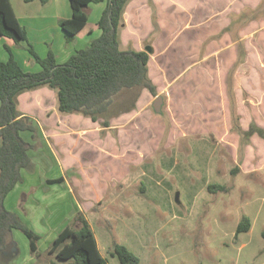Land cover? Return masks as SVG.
Wrapping results in <instances>:
<instances>
[{
  "label": "rangeland",
  "instance_id": "obj_1",
  "mask_svg": "<svg viewBox=\"0 0 264 264\" xmlns=\"http://www.w3.org/2000/svg\"><path fill=\"white\" fill-rule=\"evenodd\" d=\"M174 1L180 4L179 10L176 15L167 17L172 18L173 24L181 25V39H188L190 43L182 46L180 54L179 46L171 44L168 38L158 42L155 37L160 32V22L156 11L157 25H154L152 15L154 33L144 44L146 48L151 47L152 60L160 74L153 81L157 85V97L164 99L162 113H155L153 103L157 97L151 94L137 102L144 105L142 113L146 120L154 124L149 134L150 138L157 137L156 144L153 143L149 151L141 149L140 158L129 152L133 142L129 138L124 147L116 144L122 150L116 161L113 148L98 149L103 154L101 157L92 150L86 153L87 182H94L103 197L96 210L110 204L108 208L112 211L114 206L111 205L122 185L134 183L131 188L137 194L132 196L135 198L132 205L125 207L131 214L123 211L101 218L104 225L93 223L97 237L103 245H109L108 253L102 249L108 264H121L116 256H111L110 248L114 244L128 247L139 257L140 264H264V141L255 136L248 145L246 140L242 143L238 135V130L246 129L252 121L264 128V30H261L264 27V0ZM11 2L24 25L33 27L31 36L38 38L32 39V44L39 52L44 48L42 41L45 39L39 29H43L42 24L28 21L58 17L54 0ZM201 13H204L203 17ZM196 16L198 26L193 24ZM169 19L166 21L171 22ZM59 20L48 30L50 40L55 44L62 34L65 35ZM225 23L232 28L222 35ZM210 24L215 34H209L213 30L206 25ZM202 28L203 39L197 40L195 33ZM194 40L197 45L192 44ZM77 42L73 44L74 51L81 48ZM12 46L21 63L30 58L31 65L39 66L27 49V41ZM0 49L7 57L6 50L1 46ZM235 65L236 70L232 72ZM230 87L235 121L232 119ZM128 100H131L128 93L118 98L123 103ZM197 121L201 131L219 127L221 135L170 142L173 130L177 135L191 132L192 124ZM81 144L83 142L79 146ZM139 144L144 145L143 141L136 142V146L140 147ZM113 145L116 148L115 143ZM159 146L169 147L167 151L175 150L171 155L161 151L155 156H147ZM98 158H102L100 163ZM134 159L140 161V171L132 170ZM79 179L84 182L80 175ZM123 179L126 184L119 185L117 182ZM209 184L226 186V191L211 193ZM243 217L250 218L252 230L236 236ZM27 241L30 251L29 239ZM45 257L59 262L47 252L40 261ZM12 262L0 261V264Z\"/></svg>",
  "mask_w": 264,
  "mask_h": 264
},
{
  "label": "crops",
  "instance_id": "obj_2",
  "mask_svg": "<svg viewBox=\"0 0 264 264\" xmlns=\"http://www.w3.org/2000/svg\"><path fill=\"white\" fill-rule=\"evenodd\" d=\"M34 1L35 0H31V2ZM149 1L150 0H132L127 6L124 14L125 27L120 36L123 49L132 47L137 51H146V46H144V44L150 40L154 33V27L151 25L153 9L150 7ZM151 1L156 8L158 15L162 17L161 19V17L159 18L158 16L160 32L155 38H157L158 42L168 38L170 42L172 41L171 44L179 46V52L181 54V51H183L182 46L187 45L190 42L188 39H181V25L173 24L172 18L169 19L167 17L168 15H176L180 4L174 0ZM41 2L46 3L51 2V0H41ZM54 2L56 14L59 15L58 17L51 20H38L32 18L28 21L29 23L41 22L42 24L43 29H39L41 30V34L45 36V39L42 41L44 48H41L39 52L35 50V47L32 44V39L38 38L31 36L30 29H33V27L28 28L24 25L15 9L14 11L22 26L27 30V42L29 47L32 45L36 53L42 58L47 57L51 51L54 53L57 63L64 64L74 53L88 47L93 40L101 35V30L98 28L97 23L106 8V3L91 4L89 6L90 16L88 24L73 41L68 42L66 34H62V37H60L55 44V41L50 40V35L48 33L49 27L51 24H55L58 19L68 20L72 18V8L70 0H54ZM199 6L202 7V2H200ZM92 14L94 15V19H92ZM203 15L204 13H201V17H203ZM193 18L195 20L193 24L198 26V16ZM166 19L171 20V22L166 21ZM200 22L201 25H203L204 19H200ZM206 26H209L210 30H213V32L209 34H215V29L211 24ZM227 26L228 25L225 23L222 28H226ZM251 26H253V23H251ZM261 30H264V27ZM204 33V28L197 30L195 33L196 39H203L202 35ZM171 34H173V37ZM76 41H79L76 44L79 43L81 48L74 51L72 49L73 44ZM14 44L16 43L12 39L2 36L0 37V46L6 50L7 53L8 51L6 47L10 48L17 61L26 71L39 72L41 66L39 64V66L31 65L30 58H25L22 63L20 62L19 57L12 46ZM192 44L197 45V41L194 40ZM29 47L27 48L28 51ZM175 51L178 52V49ZM218 54H220V50L218 51ZM149 55V76L152 81H155L156 79H154V77H158L160 74L157 72L156 63L152 60L154 56H151V54ZM0 57V62H5L9 59V53L7 54V57H5L0 49ZM195 72V74L198 75L197 71ZM142 91V95H140L142 97L139 98L138 102L141 101V98H148L150 96L148 90ZM138 102L135 104L134 110L123 112L116 118L110 120L111 123L109 127H104L102 125L103 120L95 122L82 115L61 114L58 111L57 94L54 90L48 87L26 92L18 97V112L20 118H30L32 125L36 129L37 138L34 139V133L32 131L27 130L21 132L22 138L27 143L33 145V147L28 150L31 164L28 168L21 170L22 179L14 190H12V192L6 197L5 207L9 211L16 213L18 217L40 237V241L38 242V252L41 255H44L47 252L46 250L48 247L51 246L55 238L66 226L73 224V227L76 230L81 228L80 223L75 220L78 214L83 215L88 221L95 235L102 256L105 257L102 249L108 253L109 245H103V243L100 242L93 223L97 222L104 225L100 221L101 218L103 219L109 215L119 214L123 211L131 214L130 210H125V207L132 205L131 201L135 200V198L132 199V196L137 194L135 193V190L131 188L134 186V183H130L127 186L122 185V190L119 193L117 192L118 194L114 201L115 203L111 205L114 206L112 211L111 208H108L110 204L106 205L104 201L103 203L106 207H101L100 211L96 210V206H101L103 197L102 194H100L101 189L96 188L94 182H87L89 178H87L86 174L88 168L86 153L92 150L96 153L97 157H101L103 154H101V151H98V149L105 151V149L113 148V151L115 152V157L113 159L116 161V158L120 155L119 153H122V150L119 149L116 144L120 143L122 144V147H124L126 138L133 141L132 145H130L129 152H132L135 156H138V158L142 155L143 151H141V149H148L149 151L150 147L152 148L153 143L156 144L157 137L151 136L150 138L151 134H149V132L151 131V128L152 130L154 129V124L146 120L145 114L142 113L144 105H140ZM202 114L204 113L202 112ZM192 125L194 128L191 132H183L181 135H177V131L173 130L170 135V142L176 141L177 139L178 141H190V137L197 138V136H201L203 140L205 139L203 138L205 136L210 137L214 134L220 136L222 132L219 127H216L215 130L201 131L202 128H199L201 124L198 121ZM146 126L148 128H146ZM216 126H218V123H216ZM143 127L146 128L145 131L142 130ZM261 127L263 128V126ZM245 128L246 129L243 130L246 131L249 127ZM77 136H79V138H77L78 140H76ZM138 141L139 143L143 141L144 145L142 147L141 144H139L140 147L136 146V142ZM82 142L83 144L79 146V143ZM113 143H115L116 148ZM158 148L159 149L155 150L153 153H148L147 156H155L156 153L161 151H165L171 155L175 150L172 147L169 151H167V148L169 147L163 149L159 146ZM101 161L102 158H98V163ZM139 163L140 161L136 159L133 160V171H135V169L140 171L141 166ZM252 170H250L249 174ZM69 172L70 175L68 177ZM127 172L130 173L131 171L128 170ZM244 174H246V172ZM79 175L84 179L83 183H81ZM58 178H63V181L57 183L48 182ZM117 183L119 185L126 184L124 179ZM126 189L129 191H126ZM26 238L27 237L20 231L14 230L12 232L13 247L11 250L9 249L0 253V261L6 263L13 261L12 264H36L37 259L32 256V254L30 255L31 252L28 250V238ZM102 245L104 248H102ZM112 249L113 246L110 248V253L112 252ZM49 261L51 262L50 259L47 260L45 257L44 261L41 260L40 262L45 263Z\"/></svg>",
  "mask_w": 264,
  "mask_h": 264
},
{
  "label": "trees",
  "instance_id": "obj_3",
  "mask_svg": "<svg viewBox=\"0 0 264 264\" xmlns=\"http://www.w3.org/2000/svg\"><path fill=\"white\" fill-rule=\"evenodd\" d=\"M131 1L70 0L72 18L59 20L68 42L73 41L87 26L91 4L106 3V8L97 23L101 35L88 47L74 53L64 64H58L51 51L47 57H40L30 45L29 53L41 66V70L26 71L12 50L6 47L9 59L0 62V253L12 249V232L18 230L29 239L31 254L37 259L36 264H108L107 258L99 251L88 221L81 214L75 218L81 228L76 230L71 225L66 226L47 250L60 263L40 262V237L16 213L5 207V199L21 181V170L31 164L28 150L33 145L22 138L21 132L32 131L34 138L37 135L30 118H20L18 97L21 94L48 87L57 94L58 111L61 114L82 115L95 122L103 120L104 127H109L110 120L123 112L134 110L142 90H148L154 97L158 96L157 86L149 77V53L132 47L122 48L120 36L125 27L124 14ZM150 7L154 12V25H157L156 9L152 1ZM231 28L232 25L222 30L221 34L230 32ZM0 36L12 39L16 44L28 41L27 30L19 21L11 0H0ZM235 70L236 65L232 72ZM123 93H128V99L131 100L119 102L118 98ZM229 96L232 119L235 121L231 87ZM130 101L132 103L129 105ZM238 135L240 141L243 143L246 140L248 145L254 136L264 141V128L252 121L248 130L240 128ZM62 181L63 178H58L48 182ZM208 191H226V186L209 184ZM251 228V220L243 217L236 234L247 233ZM111 256H116L121 264H140L139 257L122 244L113 245Z\"/></svg>",
  "mask_w": 264,
  "mask_h": 264
},
{
  "label": "water",
  "instance_id": "obj_4",
  "mask_svg": "<svg viewBox=\"0 0 264 264\" xmlns=\"http://www.w3.org/2000/svg\"><path fill=\"white\" fill-rule=\"evenodd\" d=\"M146 52L151 54V52H152L151 47L148 46L146 48ZM163 102H164V99L162 96H159L155 99V101L153 103V109H154L155 113L160 114L162 112ZM177 200H178V197H177Z\"/></svg>",
  "mask_w": 264,
  "mask_h": 264
}]
</instances>
